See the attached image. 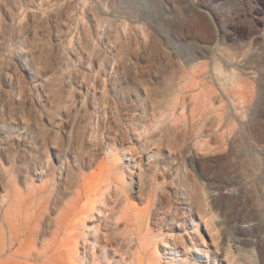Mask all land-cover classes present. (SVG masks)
<instances>
[{"label": "rangeland", "instance_id": "rangeland-1", "mask_svg": "<svg viewBox=\"0 0 264 264\" xmlns=\"http://www.w3.org/2000/svg\"><path fill=\"white\" fill-rule=\"evenodd\" d=\"M74 262L264 264V0H0V264Z\"/></svg>", "mask_w": 264, "mask_h": 264}, {"label": "bare ground", "instance_id": "bare-ground-1", "mask_svg": "<svg viewBox=\"0 0 264 264\" xmlns=\"http://www.w3.org/2000/svg\"><path fill=\"white\" fill-rule=\"evenodd\" d=\"M51 175V174H50ZM64 193V192H63ZM62 193V194H63ZM53 207V206H52ZM77 208V201H75V202H72V204L70 205V209H69V211H71V212H73L75 209ZM39 220V219H38ZM113 223H115V224H117V226H116V229H120L121 227H120V224H119V222H113ZM74 226H73V228H75V224H73ZM124 225H125V228H129V226H130V219H126L125 221H124ZM62 229V226H61V224L60 225H57V227L55 228V231L56 232H60V230ZM31 232V231H30ZM29 232V233H30ZM124 237H122L121 238V240H120V244H126V243H131V241H133L135 238H134V236H131V234H125V235H123ZM118 239V238H117ZM111 239H108V243H107V245L108 244H110L111 243ZM55 246V243H52L51 245H50V247H54ZM55 248V247H54ZM53 259V258H52ZM74 264H75V262H74Z\"/></svg>", "mask_w": 264, "mask_h": 264}]
</instances>
